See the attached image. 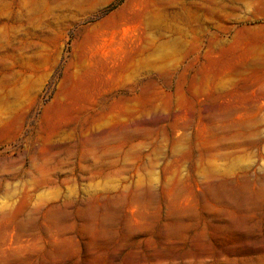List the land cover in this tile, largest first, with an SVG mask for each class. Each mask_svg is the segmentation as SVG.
<instances>
[{"label": "rangeland", "instance_id": "374dc122", "mask_svg": "<svg viewBox=\"0 0 264 264\" xmlns=\"http://www.w3.org/2000/svg\"><path fill=\"white\" fill-rule=\"evenodd\" d=\"M0 264H264V0H0Z\"/></svg>", "mask_w": 264, "mask_h": 264}, {"label": "bare ground", "instance_id": "6f19581e", "mask_svg": "<svg viewBox=\"0 0 264 264\" xmlns=\"http://www.w3.org/2000/svg\"><path fill=\"white\" fill-rule=\"evenodd\" d=\"M138 14V13H137ZM136 15V14H135ZM139 15V14H138ZM137 15V16H138ZM121 16V15H120ZM119 16V17H120ZM136 16V18H137ZM143 16V15H142ZM126 17V16H125ZM127 18V17H126ZM140 18V17H139ZM136 20V19H135ZM141 20V19H140ZM139 20V21H140ZM129 22V21H128ZM127 23V19H123V18H120V19H114L112 21L109 22V26L111 27L110 29L114 30V32H123L124 31V27ZM130 23V22H129ZM146 27V26H145ZM133 41V40H132ZM134 42V41H133ZM132 43V42H131ZM136 45V44H135ZM138 47V46H137ZM132 49V48H131ZM107 135V134H106ZM109 137V135H107V137H105L104 139H102L101 141L102 142H105L106 139ZM103 138V137H102ZM99 144H101V142H99ZM17 191V190H16ZM16 194V193H15ZM14 195V194H13Z\"/></svg>", "mask_w": 264, "mask_h": 264}]
</instances>
